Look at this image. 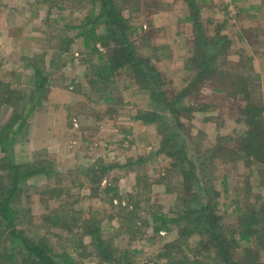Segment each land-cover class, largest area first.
<instances>
[{
	"label": "rangeland",
	"instance_id": "1",
	"mask_svg": "<svg viewBox=\"0 0 264 264\" xmlns=\"http://www.w3.org/2000/svg\"><path fill=\"white\" fill-rule=\"evenodd\" d=\"M55 1L0 0V13L9 12L5 2H14L10 13L21 31H29L19 37L20 32L14 39L10 34L8 41L6 33L0 35V80L22 95L18 104L6 101L11 98L5 97L0 87V125L9 124V117L21 110V104L28 105L26 95L34 86L32 73L21 65L35 57L47 75L36 96L37 104L16 136L11 156L19 162L42 163L50 173L23 183L18 205L29 217H22L18 227L50 242L56 260L57 253L68 251L80 264H100L91 255L89 236L79 227L86 226L83 218L96 216L101 220L102 237L111 243L112 256L122 264H179L177 259L181 264H195L193 259L214 264L220 254L211 248L200 251L197 235L187 238V247L165 246L173 235L164 241L161 229L160 233L154 230L166 217L165 228L171 227L170 231L178 235L177 216L186 206H197L193 199L196 195L202 198L198 188L214 187L218 195L210 196L216 202L214 212L220 216L218 225L226 239L230 261L252 264L255 260L264 264V245L241 240L232 247V231L243 224L247 213L264 218V155L260 159L257 152L248 153L249 142L243 139L247 131H253V143L264 142V133L256 138V133L264 132V53L250 52L251 48L257 49L250 41L248 45H252L246 47L244 56L233 57V61L222 49L214 61L217 71L187 90L181 103L190 110L177 107L171 123L172 110L162 107V100L140 88L129 70L120 69L106 80L88 82L95 78L83 65V58L90 54L81 45L82 40L76 38L81 31L66 25L79 26L83 18L98 12L96 5L92 0ZM116 2L130 26L126 31L129 41L142 58L151 60L164 73L161 88L168 98L175 97L192 75L184 70L185 60L193 53L195 34L190 22L184 26L187 21L183 17L189 14L186 4L182 0ZM48 8L50 14L44 18ZM236 12L231 6L229 19H236ZM218 13L223 15L219 18H224V13ZM3 23L0 18V29ZM85 24L88 27L89 23ZM203 27L208 36L224 40L218 36L215 23L204 22ZM236 29L234 26L231 34ZM67 36L73 45L64 57H59L60 63L64 62L59 67L57 50ZM255 39L263 42L264 33ZM24 42L32 44L23 49ZM2 43L8 44L5 53H1ZM109 44L97 41L96 48L106 55L113 45ZM42 54L45 62L40 61ZM96 56L97 52L90 56L95 67L100 64ZM248 102L262 110L260 122L252 126L246 122L249 114L244 113ZM140 112H148L151 118L155 113V118L143 122L136 116ZM20 120L21 116L13 125H19ZM177 158L189 159L192 167ZM101 166L108 168L101 173ZM107 184L114 189L103 193ZM114 192L119 197H114ZM62 214L65 221L50 223ZM168 250L174 260L160 256ZM208 254L217 258L210 259ZM20 257L10 264H23Z\"/></svg>",
	"mask_w": 264,
	"mask_h": 264
},
{
	"label": "trees",
	"instance_id": "2",
	"mask_svg": "<svg viewBox=\"0 0 264 264\" xmlns=\"http://www.w3.org/2000/svg\"><path fill=\"white\" fill-rule=\"evenodd\" d=\"M45 1L48 0H41V3H45ZM52 1L56 2L55 0ZM92 2L96 5L98 11L95 15L87 16L85 19L83 18L79 26L71 25L69 23L66 25V28H76L81 31L76 35V38L82 40L81 44L83 43L84 49L90 54L87 56L89 59L86 57L84 60L83 58V65L86 67L85 70H91L92 75H94L95 78H92L88 82L94 83L99 79L106 80L114 72L120 69L126 71L129 70L140 88L147 89L151 95L157 96L160 102L162 100L164 102L161 103L162 107L172 110V113L169 116V122L174 123V110L177 107L178 110H190L189 107L184 106L181 103L187 90L189 91V89L194 86V83L201 81L203 78H210L208 77V74L212 76V73L217 71V66L214 65V61L218 57V53L221 51L222 54L225 49V47H223L224 42L221 41L220 38H217L216 36H208L204 31L200 19L202 0H182L189 11V14L184 16L183 19L192 24L195 32L192 40L193 53L184 62V70L188 73H192V75L190 81L187 82L186 87L183 88L184 90L173 98H168L166 91L161 88L164 73H162L161 70L151 62V60L148 58H142L133 44L129 41L126 31L130 29V26L126 25V19L121 15L116 0H92ZM49 8L51 9L50 6ZM49 8L43 12L45 15L44 18L47 17V14H50ZM0 11L3 10L0 8ZM41 12L42 10L38 13ZM5 14L7 15L8 13H4V15ZM85 23H89L88 27L85 26ZM99 26L101 27L100 31L97 30V27ZM66 38H68V36ZM97 41L104 45L105 43L108 45H110L109 43L113 44L111 48L109 47L110 49L107 50L106 55L102 54L96 48ZM64 45L65 44L61 43L60 48H63ZM96 52L97 56L95 60L98 64L100 63L97 67L92 64L93 62H90L92 58L90 56ZM40 56L41 60H39L45 62V55L42 54ZM34 58L30 57L25 62L27 70L32 73L31 75L34 85L32 92L29 93L28 96L26 95L28 105L26 106L23 101L22 103L24 104H21V110L9 117L11 118L9 124L0 125V263L10 264L18 256H21L20 258L23 264H80V262L72 256V253L68 251L57 253V255L55 254L58 256L56 260L51 252L53 249L50 242L46 241L44 238L33 235L31 230V233H27L24 228L18 227L22 224V217H29L26 216V211H21L18 205L20 193L23 190V183L34 176L47 175L50 173L49 168L42 163L19 162L11 156L13 146L16 142V136L22 131L21 127H23L22 125L26 121L27 115L37 104L38 98H36V96H39L41 86L47 79V75L43 73V69L38 66L37 59L34 60ZM57 58V65L61 67L64 62L60 63L61 59L59 57ZM71 61L72 58H69V62ZM193 72H195L194 76ZM0 87L3 88L2 91L4 92L5 97L11 98H5L6 101L14 100L16 104L21 101L22 95L20 96L15 88H10L1 80ZM7 93L9 95H6ZM261 111V108L248 102L244 109V113L249 114L248 118H246L247 124L252 126L259 123L260 121L258 120H261L259 119L261 117ZM19 116H21V120L18 121L19 125H13ZM136 116L141 118L143 122H149L155 118V113L152 114V118L148 112H140ZM175 126H178V124L175 123ZM255 129H257V127H255ZM263 133L264 132L256 133V138ZM173 134H176V136L179 135L178 133ZM254 135L253 131H247V136L243 139L249 142L246 147L248 148V153L252 154L253 152H257L261 159L264 155V142L253 143L255 140ZM242 144L244 145V142ZM179 159L180 158H177L176 160L181 162L185 160L189 166L192 167V162L189 159L188 161L186 159ZM107 168L108 166H101V173L106 171ZM225 178H223V181ZM113 189L114 188L107 184L102 190L103 193H109V190ZM197 192L202 193V198H198L196 195L193 200L196 201L197 206H186L183 212H180L176 219V222H178V226L180 227L178 229V235L176 234L172 241L165 243V246L182 245L187 247L189 244L187 238L192 234L197 235L198 239L196 240V243L202 246L200 251H209L211 248L217 254H220V260L214 264H232L226 248V239L221 233L218 225L220 216L214 212L216 202H212L211 199V196H216L218 194L214 191V187H209V189L198 188ZM114 197H119L117 196V192H114ZM203 199L206 201H203ZM190 216H192V219H189ZM56 219L57 220H50V223L55 225L60 219L62 222L65 221L63 214L61 216L58 215ZM263 219V217L255 215L254 212L247 213L243 224L239 225L237 229L232 231L234 233L232 247L238 245L241 240L250 242L251 244L259 243L263 246ZM166 220V217L163 218L161 225L157 228L155 227L154 230L159 231L160 229L165 228ZM181 221H185V223H179ZM82 222H84L86 226L81 224L79 227L82 228L83 234L90 238L88 245L93 250V254L91 255H93L95 259H98L100 264L102 262L122 264L118 261L119 258L112 256L114 251L112 250L111 243L104 239L100 233L101 220L96 216H90L89 218H83ZM260 222H262V224L258 226ZM66 229L68 230L70 228L67 227ZM235 235H237L238 239H236ZM82 245L85 244L82 243ZM72 251L75 252L73 249ZM170 253L171 252L168 250L160 256L167 258V261L174 260V256H170ZM207 257H211L210 259L213 260L217 258V256L212 257L209 254ZM187 259L188 258H184L185 261ZM177 260L178 263L181 264V259ZM175 262L177 264V261ZM192 262L195 264H206L203 260L201 261L199 259H193ZM253 263L257 264L255 260H252V264Z\"/></svg>",
	"mask_w": 264,
	"mask_h": 264
},
{
	"label": "crops",
	"instance_id": "3",
	"mask_svg": "<svg viewBox=\"0 0 264 264\" xmlns=\"http://www.w3.org/2000/svg\"><path fill=\"white\" fill-rule=\"evenodd\" d=\"M4 4V3H3ZM14 2L9 3V2H5L4 6L7 7L9 9V12L6 16L0 13V18L3 20V27H1L0 29V35L4 36V33H6V41H8V38H10V34L12 35L13 39L15 37L18 36V34L21 32V34L19 35V37L22 36V32L23 35L26 34L28 35V32L26 29H23L22 31L20 30V27L17 25L14 16L12 15V7H10L11 5H13ZM206 6V7H203ZM234 7L236 9V13H237V17L236 19H229L228 17V10L230 7ZM221 7L225 8L224 10H220ZM227 7V8H226ZM0 8H2L0 6ZM3 9V8H2ZM228 9V10H227ZM10 10H12V12L10 13ZM202 12V13H201ZM218 12H222L224 13V18H219L220 16L223 17V15L221 13ZM5 16V17H4ZM200 16H201V22H213L216 25V30L220 33L218 34L219 37H223L226 43V47L224 50H226V56L227 59L231 58L233 61H235L233 59V57H238L237 59L241 58L242 56H244V50L246 49V47L249 48V46L253 45H257L256 48L257 49H250V52L255 53V52H263L264 53V40L262 42L261 41H255V37H260L264 32H262V26H264L263 23V19H264V0H202L201 2V9H200ZM160 18V17H159ZM219 18V19H217ZM163 21H168V18H160ZM202 23V24H203ZM170 24V23H169ZM20 25V24H19ZM189 25L188 22L184 23V26ZM171 26V25H170ZM236 27V31L231 34V29L233 27ZM192 28V25H191ZM189 31V28H187ZM65 37V36H64ZM194 38V36H193ZM24 41V40H23ZM62 44H65L63 48H60L59 50H57V56L56 57H64L69 51L68 49L73 45V42L71 40V38H63L62 39ZM252 41L251 45H248L249 42ZM9 43V42H8ZM13 43V42H12ZM68 43H70V45L68 46ZM32 43H28L26 44L24 42V48L26 49V45H30ZM61 44V42H60ZM8 44L5 45V43H2V50L1 53H5V51L7 50L6 46ZM84 48L83 43L81 44ZM233 47V49H232ZM230 48V52H228V49ZM56 49V48H55ZM247 50V49H246ZM7 52V51H6ZM77 54V53H76ZM5 55V54H3ZM191 56V55H189ZM6 61V59H5ZM21 65V64H20ZM262 65L264 66V61L262 63ZM22 68H26V64H22L21 65ZM19 67V66H18ZM27 70V69H26ZM31 73V72H30ZM30 76L32 77V75L30 74ZM209 78H203L202 80H208ZM122 225V224H121ZM171 227L169 228H164L161 229L160 231H162L160 233L161 235H165V239L164 241L167 240V238L169 236H172V238H174V236L176 235V233H174L173 231H170ZM164 232V234H163Z\"/></svg>",
	"mask_w": 264,
	"mask_h": 264
}]
</instances>
